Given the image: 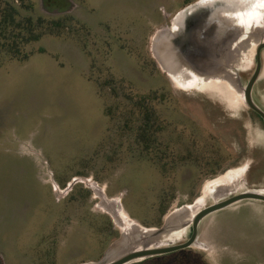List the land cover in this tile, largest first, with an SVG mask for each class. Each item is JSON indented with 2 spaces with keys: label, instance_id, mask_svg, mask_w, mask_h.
<instances>
[{
  "label": "rangeland",
  "instance_id": "rangeland-1",
  "mask_svg": "<svg viewBox=\"0 0 264 264\" xmlns=\"http://www.w3.org/2000/svg\"><path fill=\"white\" fill-rule=\"evenodd\" d=\"M29 1L34 10L23 16H71L80 26L31 45L29 61L0 68L5 264L99 262L124 230L101 207L100 192L106 201L120 198L129 216L150 229L188 205L199 203L197 212L236 194L264 193V121L244 104L231 109L215 93L177 88L155 57L154 39L178 29L173 21L186 0ZM255 55L241 49L234 72L243 85L256 69ZM131 90L157 98L151 118L162 130L151 154L137 140L143 117L125 113ZM254 99L264 110V73ZM247 165L229 191L204 193L209 181ZM191 235L189 223L165 240L176 245ZM198 262L264 264V203L212 214L192 248L135 264Z\"/></svg>",
  "mask_w": 264,
  "mask_h": 264
},
{
  "label": "water",
  "instance_id": "water-1",
  "mask_svg": "<svg viewBox=\"0 0 264 264\" xmlns=\"http://www.w3.org/2000/svg\"><path fill=\"white\" fill-rule=\"evenodd\" d=\"M211 11L210 9L199 15H182L177 24L174 22L177 30H165L159 33L157 40L153 42L155 57L161 65H164V59L169 57L176 60L178 66L186 63L195 74L207 78L208 81L218 76H226V81H230L243 97V104L264 121V110L254 99V89L264 69V23L258 20L253 23L254 25L247 26L240 22L236 25L228 19L221 17L220 20L216 17L221 23V33H219L218 25L212 17L210 18ZM250 37H260L261 40L256 48L250 44ZM247 48L255 50L256 69L248 83L243 85L234 70L237 68L236 63L240 58L241 49ZM224 189L218 188V192L229 191L227 188ZM246 201L264 203V193L248 191L236 194L198 211L193 217L191 209L184 207L173 213L161 229H140L134 225L122 232L120 239L113 243L99 262L91 264H135L190 249L197 243L203 219ZM198 204H195V208ZM185 219L187 221H184ZM189 223L192 224L190 239L185 243L168 245L165 238Z\"/></svg>",
  "mask_w": 264,
  "mask_h": 264
},
{
  "label": "bare ground",
  "instance_id": "bare-ground-1",
  "mask_svg": "<svg viewBox=\"0 0 264 264\" xmlns=\"http://www.w3.org/2000/svg\"><path fill=\"white\" fill-rule=\"evenodd\" d=\"M210 9L212 10L210 13V18L212 17V20L214 19V22H216L218 25L219 33H221V23L216 19V17L220 20L221 17L223 19H228L231 23L235 22L236 25L238 24L237 22L244 23L247 26L254 25L253 23L258 20H262L264 23V0H199L194 5L179 12V14L176 16L177 19L174 22L177 24L182 15L204 14ZM248 22L249 24H247ZM175 24L174 26L176 27ZM157 37L153 42L157 40ZM260 40V37H250V44L256 48V45ZM164 60L165 63L164 65H161V69L168 75L177 88L185 91L194 89L200 90L201 92L215 93L220 98H222V100L226 102V104L231 109L235 108L237 104H243V97L238 91H236L233 85H231L230 81H226V76H218L217 78L208 81L207 78L195 74L191 69L185 67L184 65L178 66L177 61L171 57ZM247 169L248 165L239 169H233L228 171L225 175L219 176L218 178L209 181L205 185L204 193H208L213 189L221 187L230 190L233 184H237L238 181H240V179L245 176ZM102 193H99L100 197L103 199V205H101V207H104L103 210L113 217L114 221H116V223H118V225L124 229L123 231L130 229L134 225H137L140 227V229H144L143 226L135 222L129 216V214L124 209L122 200L120 198H113L106 201L105 196ZM195 206V204L186 206L187 208L191 209L192 217L198 212H196ZM111 207H113V209H111ZM124 223L128 225L126 228Z\"/></svg>",
  "mask_w": 264,
  "mask_h": 264
},
{
  "label": "trees",
  "instance_id": "trees-1",
  "mask_svg": "<svg viewBox=\"0 0 264 264\" xmlns=\"http://www.w3.org/2000/svg\"><path fill=\"white\" fill-rule=\"evenodd\" d=\"M11 1L18 2L20 6H16ZM33 10V5L29 0L0 1V68L7 62L24 63L29 61L34 54L28 50L31 45L40 42L44 37L64 38L72 34L74 28L80 26L71 16L47 18L44 16L35 17L33 14L23 16L22 14V11L32 13ZM40 52H45V50L41 49ZM126 100L128 111L125 110V113L131 117H143L141 121L146 125L140 128L137 140L151 154V146L156 142V136L162 130L161 125L158 130H155L156 121L152 122L151 118L155 115L154 101L157 98L152 94H135L131 90L130 94H127ZM108 116L114 117V113L109 112ZM152 123L153 125H151ZM166 210L167 207L164 208L163 215L167 213L168 210ZM198 264L200 263L198 262Z\"/></svg>",
  "mask_w": 264,
  "mask_h": 264
},
{
  "label": "flooded vegetation",
  "instance_id": "flooded-vegetation-1",
  "mask_svg": "<svg viewBox=\"0 0 264 264\" xmlns=\"http://www.w3.org/2000/svg\"><path fill=\"white\" fill-rule=\"evenodd\" d=\"M62 0H46L48 6H55V5H58L60 4ZM199 1V0H198ZM198 1L196 2H193V0H186V8L187 7H190L192 5H194L195 3H197ZM176 19V18H175ZM174 19V21H175ZM173 21V23H174ZM193 25H195V23H193ZM192 47H193V44H192ZM261 118V117H260ZM42 262H45L43 259H41ZM0 264H5L4 260H3V257L2 255L0 254Z\"/></svg>",
  "mask_w": 264,
  "mask_h": 264
}]
</instances>
